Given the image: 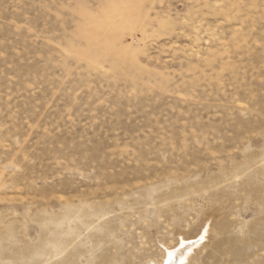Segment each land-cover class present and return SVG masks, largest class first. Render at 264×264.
Listing matches in <instances>:
<instances>
[{
  "label": "rangeland",
  "instance_id": "rangeland-1",
  "mask_svg": "<svg viewBox=\"0 0 264 264\" xmlns=\"http://www.w3.org/2000/svg\"><path fill=\"white\" fill-rule=\"evenodd\" d=\"M183 244L264 264V0H0V264Z\"/></svg>",
  "mask_w": 264,
  "mask_h": 264
},
{
  "label": "bare ground",
  "instance_id": "bare-ground-1",
  "mask_svg": "<svg viewBox=\"0 0 264 264\" xmlns=\"http://www.w3.org/2000/svg\"><path fill=\"white\" fill-rule=\"evenodd\" d=\"M205 232V231H204ZM201 236V235H200ZM182 238V237H181ZM204 238V237H203ZM197 239H195V241H196ZM198 241V240H197ZM183 242H185V241H183ZM194 242V241H193ZM200 245V244H199ZM180 246V245H179ZM196 246H198V245H196ZM196 246H195V248H196ZM181 247L182 248H179V250L177 251V252H173V253H171V252H168V258H167V261H166V263L165 264H172L171 262L172 261H170V257L173 255V254H175L174 256H176V257H178V264H182L185 260H187V257H188V255H190L189 253H191L190 252V248H189V245L186 247L185 246V244H183V245H181ZM192 249V248H191ZM172 250H174V249H172ZM165 260V259H164ZM177 264V263H176Z\"/></svg>",
  "mask_w": 264,
  "mask_h": 264
}]
</instances>
